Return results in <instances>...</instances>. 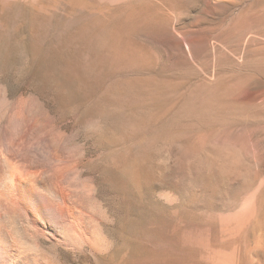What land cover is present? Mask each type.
Returning <instances> with one entry per match:
<instances>
[{
    "label": "rangeland",
    "instance_id": "1",
    "mask_svg": "<svg viewBox=\"0 0 264 264\" xmlns=\"http://www.w3.org/2000/svg\"><path fill=\"white\" fill-rule=\"evenodd\" d=\"M240 17L257 29L237 50ZM263 19L264 0H0L1 98L66 111L93 151L100 242L46 246L48 264H264ZM57 69L91 97L68 99ZM0 130L1 145H50Z\"/></svg>",
    "mask_w": 264,
    "mask_h": 264
},
{
    "label": "bare ground",
    "instance_id": "2",
    "mask_svg": "<svg viewBox=\"0 0 264 264\" xmlns=\"http://www.w3.org/2000/svg\"><path fill=\"white\" fill-rule=\"evenodd\" d=\"M242 18H237L227 30L236 38L237 50L246 35L257 29L256 17L247 21ZM208 38V34L202 37L205 46ZM44 70L36 71L39 77L45 76ZM58 72L70 92L68 99L84 101L91 97L88 89L75 83L71 72ZM1 97L0 94V129L15 120L45 136L50 145H1L0 140V264H48L41 253L46 246L56 247L60 252H76L98 244L97 177L85 168L87 154L93 155V151L90 149L86 154V146L79 144L78 135L68 138L71 127L66 111L41 112L35 108L36 100L32 97L22 96L15 101L10 100L13 96L8 93ZM39 97L48 108L67 96L59 93Z\"/></svg>",
    "mask_w": 264,
    "mask_h": 264
}]
</instances>
